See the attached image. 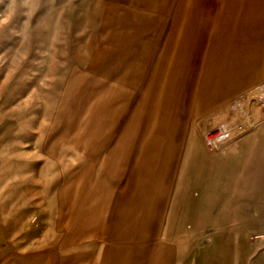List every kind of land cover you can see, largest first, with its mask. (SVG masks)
Instances as JSON below:
<instances>
[{
    "label": "crops",
    "instance_id": "crops-1",
    "mask_svg": "<svg viewBox=\"0 0 264 264\" xmlns=\"http://www.w3.org/2000/svg\"><path fill=\"white\" fill-rule=\"evenodd\" d=\"M48 29L27 71L0 57V264H260L264 119L219 152L191 122L264 79V0H103Z\"/></svg>",
    "mask_w": 264,
    "mask_h": 264
},
{
    "label": "rangeland",
    "instance_id": "rangeland-1",
    "mask_svg": "<svg viewBox=\"0 0 264 264\" xmlns=\"http://www.w3.org/2000/svg\"><path fill=\"white\" fill-rule=\"evenodd\" d=\"M102 2L103 0H0V57L16 58L24 55L27 71L31 67L30 63L33 62V58L39 54L41 42L46 41L50 35L49 25L57 23L69 27L74 19L78 21L82 19L88 6L92 3ZM74 15L78 17H74ZM40 27L43 29L42 32H40ZM147 85L148 82L145 87ZM149 99H153L150 109L163 119L167 114L166 105L177 104L176 98L172 97L158 96ZM247 112L255 123H260L264 119V79L250 86L239 96L218 104L210 111L194 116L191 122L192 135L201 137L204 141V134L208 130L223 128L231 133L232 139L248 136L255 132L260 125L245 134H239L235 131V126ZM86 116L82 120L81 126L88 124L90 117L88 116L86 119ZM146 123L147 120H143L142 129ZM151 124L160 135H165L167 127L171 125L160 119L156 124ZM73 126L77 125L73 124ZM233 160L236 164L234 158ZM239 161L240 158L237 162ZM249 167L255 169L253 172L259 175L253 174V176L248 177L247 186L250 191H255L258 188L263 194L262 197L260 196V240H262L264 239V175L260 176V173L264 174V157L261 160L260 156L251 159ZM217 179L219 186L223 178L218 175ZM227 227L230 228L224 224H217L213 228L218 231ZM260 242L263 244L260 251V264H264V241Z\"/></svg>",
    "mask_w": 264,
    "mask_h": 264
},
{
    "label": "built area",
    "instance_id": "built-area-1",
    "mask_svg": "<svg viewBox=\"0 0 264 264\" xmlns=\"http://www.w3.org/2000/svg\"><path fill=\"white\" fill-rule=\"evenodd\" d=\"M259 125L260 123L253 122L251 116L245 113L244 118L235 126V131L239 134H245L256 129ZM230 135L231 133L223 128L210 129L204 134L205 145L212 152L220 151L232 139Z\"/></svg>",
    "mask_w": 264,
    "mask_h": 264
},
{
    "label": "bare ground",
    "instance_id": "bare-ground-1",
    "mask_svg": "<svg viewBox=\"0 0 264 264\" xmlns=\"http://www.w3.org/2000/svg\"><path fill=\"white\" fill-rule=\"evenodd\" d=\"M248 113V112H247Z\"/></svg>",
    "mask_w": 264,
    "mask_h": 264
}]
</instances>
